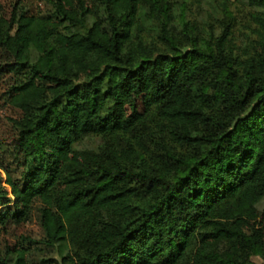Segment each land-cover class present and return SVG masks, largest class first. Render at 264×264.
<instances>
[{
    "label": "trees",
    "instance_id": "trees-1",
    "mask_svg": "<svg viewBox=\"0 0 264 264\" xmlns=\"http://www.w3.org/2000/svg\"><path fill=\"white\" fill-rule=\"evenodd\" d=\"M47 2L0 3V225L36 209L57 264H264V0Z\"/></svg>",
    "mask_w": 264,
    "mask_h": 264
},
{
    "label": "rangeland",
    "instance_id": "rangeland-1",
    "mask_svg": "<svg viewBox=\"0 0 264 264\" xmlns=\"http://www.w3.org/2000/svg\"><path fill=\"white\" fill-rule=\"evenodd\" d=\"M17 0H0L3 9L8 13L13 4ZM21 3L25 5L29 12H42L47 13L50 11V5L47 0H21ZM230 8L236 12L237 23L234 24V40L236 43H240L243 39V34L248 33L250 25V18L247 16L246 11L236 6V3H231ZM209 9L208 5L202 4L201 6H194L193 13L197 19L201 17L211 21L213 23L216 32L221 30L220 18L222 15L219 13L213 18L207 16ZM13 82L11 75H4L0 77V155L6 153L12 143L16 130L13 126V119L18 117V111L11 107L6 102V91ZM143 95H128L126 98V110L130 111V105L135 104L140 110L143 105ZM5 151V152H4ZM11 168L12 176H18L19 171L13 165L12 157H8L7 161ZM5 174L3 170H0V187L6 188L8 191L5 195L9 194V188L5 186ZM5 209L4 205L0 204V211ZM44 232L40 224V214L35 209L31 211L28 218L20 220L19 222L7 221L4 225H0V259L6 257L11 261L15 258L14 250L18 247L25 248L26 258L29 261H48L47 264H57L59 257L53 246H49L44 243ZM253 260L261 262L258 257H252ZM1 261V260H0Z\"/></svg>",
    "mask_w": 264,
    "mask_h": 264
}]
</instances>
